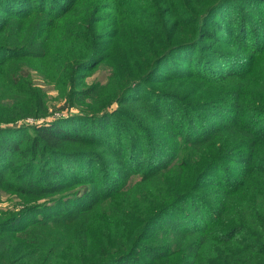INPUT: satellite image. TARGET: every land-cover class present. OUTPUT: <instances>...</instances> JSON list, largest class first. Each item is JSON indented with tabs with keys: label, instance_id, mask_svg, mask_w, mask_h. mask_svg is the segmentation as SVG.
I'll use <instances>...</instances> for the list:
<instances>
[{
	"label": "trees",
	"instance_id": "obj_1",
	"mask_svg": "<svg viewBox=\"0 0 264 264\" xmlns=\"http://www.w3.org/2000/svg\"><path fill=\"white\" fill-rule=\"evenodd\" d=\"M0 193V264H264V0H0Z\"/></svg>",
	"mask_w": 264,
	"mask_h": 264
},
{
	"label": "rangeland",
	"instance_id": "obj_2",
	"mask_svg": "<svg viewBox=\"0 0 264 264\" xmlns=\"http://www.w3.org/2000/svg\"><path fill=\"white\" fill-rule=\"evenodd\" d=\"M219 34V33H218ZM216 34V35H218ZM220 35V34H219ZM222 36V35H220ZM228 37H223L221 39H216V41L213 43V45H215L216 47L225 50V51H229V50H233L235 49V45H229L228 43H226L223 39H227ZM86 74V72L84 73ZM106 76H107V70L106 69H99L97 70L94 74H86V76L84 77V81L87 83H90L91 81H100V82H104L106 80ZM153 87V86H151ZM55 94H52V96ZM54 107L57 108H62L63 104L62 102H54L52 104ZM74 111V110H73ZM60 113L63 111H59ZM59 112H57L59 114ZM62 115H67V114H62ZM56 118V117H53ZM52 118V119H53ZM0 201H1V207L2 209H15L17 207H19L20 205V201L15 199L14 197H12L11 195L5 194V193H0ZM19 204V205H18ZM21 206V205H20Z\"/></svg>",
	"mask_w": 264,
	"mask_h": 264
},
{
	"label": "built area",
	"instance_id": "obj_3",
	"mask_svg": "<svg viewBox=\"0 0 264 264\" xmlns=\"http://www.w3.org/2000/svg\"><path fill=\"white\" fill-rule=\"evenodd\" d=\"M57 118V117H56Z\"/></svg>",
	"mask_w": 264,
	"mask_h": 264
}]
</instances>
